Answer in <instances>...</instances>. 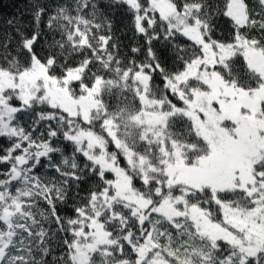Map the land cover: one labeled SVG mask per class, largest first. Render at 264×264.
Returning a JSON list of instances; mask_svg holds the SVG:
<instances>
[{
    "label": "snow or ice",
    "instance_id": "snow-or-ice-1",
    "mask_svg": "<svg viewBox=\"0 0 264 264\" xmlns=\"http://www.w3.org/2000/svg\"><path fill=\"white\" fill-rule=\"evenodd\" d=\"M0 264H264V0L4 21Z\"/></svg>",
    "mask_w": 264,
    "mask_h": 264
},
{
    "label": "trees",
    "instance_id": "trees-1",
    "mask_svg": "<svg viewBox=\"0 0 264 264\" xmlns=\"http://www.w3.org/2000/svg\"><path fill=\"white\" fill-rule=\"evenodd\" d=\"M28 4L29 0H0V30L4 27V21L12 19L13 17H22L25 23L28 22ZM219 26L216 32L218 38H223L227 35L225 26L222 22H218ZM113 24L116 36L119 37L121 42V54H126L129 48L135 43L133 40L132 32L128 28V20L122 12L113 14ZM143 59L141 55L138 57ZM87 187V185L83 186Z\"/></svg>",
    "mask_w": 264,
    "mask_h": 264
}]
</instances>
